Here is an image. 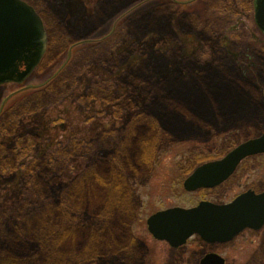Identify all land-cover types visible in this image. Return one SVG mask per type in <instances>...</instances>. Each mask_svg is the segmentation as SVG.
<instances>
[{"label": "rangeland", "instance_id": "1", "mask_svg": "<svg viewBox=\"0 0 264 264\" xmlns=\"http://www.w3.org/2000/svg\"><path fill=\"white\" fill-rule=\"evenodd\" d=\"M24 1L32 5L43 20L48 36L47 51L28 79L20 84L6 83L0 89V115L20 95L47 89L53 78H66L65 85L69 89L65 97L64 85L61 88L66 91L64 93H40L32 102L25 100V103L17 102L11 106L7 112L12 114L8 125L13 127L16 123L15 134L0 138L6 139L9 147L15 146L16 136L24 135L38 137L35 152L51 146L55 149L66 146L71 137L88 142L103 140L105 133H111L114 127L125 126L134 118L130 113V103L137 104L152 94L149 104L154 103L153 107H158V102L163 100L157 99L167 93L159 87L160 84L171 74H187L186 63H199L204 70L195 90L187 95L191 99H185L187 105H192L199 98L208 102L213 96H218L227 106L224 102L216 106L220 115H228L230 110L235 117L241 116L232 124L234 126H227V131L218 136L215 133V136L207 138L202 134L179 142L167 141L156 156L149 158L141 172L134 170L133 166V170L128 168L132 208L130 228H127L132 235L127 239L129 243H125L128 249H121L110 257L101 256L103 264H199L201 249H176L167 241L155 238L148 229L147 218L161 207L194 205L204 194L216 201H227L246 188H264V153L247 157L235 174L215 189L195 192L187 191L183 186L185 171L191 162L221 159L238 144L264 132V34L254 20L253 0H222L221 10L217 11H210L214 0H179L178 5L170 6L171 9L161 8L153 16L140 15L138 11L149 9L158 0ZM161 13H167L168 19L162 27L154 29L150 23L153 19L157 21ZM189 21L194 24L192 27L186 24ZM200 22L203 25L198 29ZM209 22L213 23L212 31L207 30ZM170 28L176 29L178 35H170L174 40L166 43L169 48L160 47L157 43L162 42L163 36L170 37L165 33ZM132 40L135 46L126 44ZM114 47L119 48L115 50ZM130 51L135 56L146 57L145 61L136 66ZM131 69L141 73L139 79L134 80L132 74L124 84L122 80ZM247 79L261 91L257 93L255 88L246 85ZM96 81H108L106 87L113 91L114 97H118L122 108L119 106L116 110L113 104H104L101 100L87 104L90 99L85 95L89 94L90 86ZM81 95L86 97L85 101ZM196 95L198 98L192 100ZM230 98L236 101L231 109L228 106ZM243 99L248 103L240 108ZM142 108L143 105L136 113ZM168 118L172 119L175 127L180 122L173 115ZM221 121L219 125L224 127L225 121ZM174 126L171 127L176 132L185 127L184 124L180 129ZM2 128L0 122V133ZM155 128H148L150 135L156 134ZM108 137L112 140V133ZM59 154L56 159H63V153ZM99 156L92 146L83 144L68 158L67 168L54 173L50 183L58 187L68 185L81 166L88 165L89 168L91 162L100 159ZM24 187L25 181L19 172L0 173V206L17 199ZM36 220L31 229L37 238L33 242L39 245V250L43 248L39 241L46 243L43 251L47 261L48 226ZM104 224L100 222L94 227L102 229ZM42 227L44 234L39 233ZM91 227L88 226L89 229ZM88 237L91 236L87 233ZM39 250L26 261L17 256V261L11 264H35L43 258ZM216 250L227 258L228 264H264V227L244 231L230 244L220 245Z\"/></svg>", "mask_w": 264, "mask_h": 264}, {"label": "trees", "instance_id": "2", "mask_svg": "<svg viewBox=\"0 0 264 264\" xmlns=\"http://www.w3.org/2000/svg\"><path fill=\"white\" fill-rule=\"evenodd\" d=\"M179 3V0H158L149 9L138 11V13L153 16L155 11H161V8L167 9ZM222 3V0H214V3L210 4V11L219 9ZM167 19V13H161L159 19L157 21L153 19L150 26L154 29L162 27L163 22ZM191 21L195 23L193 20ZM186 24L189 27L194 25L190 21ZM201 24L203 25V22H200L196 27L199 29ZM212 24V22L207 23V30L212 28ZM176 31V29L170 28L165 33L168 36H175L178 35V31ZM179 35H181L180 32ZM163 37L162 42L157 44L160 47L169 48L166 43L174 40L173 37ZM177 39L179 41V38ZM126 44L135 46L136 43L132 40ZM114 48L116 50L119 47ZM131 53L132 51H130ZM130 56L136 66H140V63L146 59L144 56H135L133 53ZM184 66H186L184 68H186L187 74H179V76L171 74L160 84L159 87L164 88L167 93L163 98L157 99L163 100L158 102V107H153L154 103L149 104L153 99L152 94L151 98L147 97L145 100L138 101L137 104L130 103V113H133L134 118H131L123 127H114L111 130L112 140L108 139V134L111 133H105L104 139H98L96 142H94L95 139L92 140L93 142H88L71 137L66 146H60L58 149L51 146L39 150V152L34 151V147L38 143L37 136H16L15 146L11 147L7 145L6 139L0 140V173L16 171L22 175L25 181V187L19 197L9 204L0 206V264H11V262H16L18 257L22 261H26L39 250V245H34L33 241L37 238L33 235L34 230H31L36 219L40 224L48 226L49 237L46 245L48 260L46 261L43 251L46 243L43 244L39 241L43 245V248L40 247L39 250L43 258L35 264H39L43 260V264L45 262L47 264H103L102 254L110 257L114 253L116 255L121 249H128L125 243H129L127 239L129 235H132L127 229L130 228L128 223L132 208L130 206L131 186L128 182L127 174L129 172L127 169L133 170V166L134 170L141 172L149 158L156 156L164 147L163 145L168 143L167 141L174 143L202 134L207 135V138L212 137L215 133L218 136L227 131V126H234L232 124L236 123L235 120L241 119V116L235 117L233 111L230 110H228V115H220V110L216 106L222 102L225 106L226 102L218 96H213L207 102L200 98L197 99L196 95L192 100H197H194L192 105H187L185 99H191L187 95L195 90V85L199 84L204 70L199 63L193 65L186 63ZM132 74L135 76L134 80H138L141 73L138 70H129L127 76L123 80L121 79L124 84ZM194 82L195 84L192 86ZM250 82L249 79L245 81L246 85L255 88V91L259 93L260 89L256 84ZM133 83L134 81L131 80V84ZM50 84L51 86L47 89L24 93L9 104L8 108L0 115V122L4 127L0 138L2 135L14 133L16 123L13 127L8 125L12 114L11 112L7 114V112L17 102L25 103V100L32 102L37 99L40 93L45 92L58 95L67 91L64 97L68 93L69 87L65 85L66 78H53ZM107 84L108 81L94 82L89 88V94L85 95L87 99H90L87 104H90L91 101L101 100L104 104H113L114 109H119L118 107H121L122 104L118 103L119 99L114 97L113 91L108 90ZM64 85L66 91L61 90L62 87H65ZM1 88H3V84L0 85ZM133 89L135 90L134 86ZM257 97L258 95L255 100ZM84 98L82 97V101L86 100V97ZM228 102L229 109H231L230 107L236 101H231L230 98ZM240 103L239 106L242 108L248 102L243 99ZM142 105V110L136 113V110ZM170 115H173L174 119L179 118L180 122L176 124V127L171 122L172 119L168 118ZM221 120L225 121L224 127L219 125ZM4 121L6 124L3 125ZM181 124L185 125L182 130L173 131L171 126L180 129ZM149 127H156L155 135L149 134ZM157 139L163 142H158ZM94 143L96 144L93 145ZM83 144L92 146V149L100 155V159L91 162L89 168L88 165L84 168L81 166L77 175L68 185L63 187L52 185L50 178L57 170L63 171L67 168L68 158L73 155L75 149H79ZM61 152L64 156L63 159H56L57 155L60 157L59 153ZM100 222L105 223L102 229L94 227ZM87 225L92 227L89 229ZM43 228L39 231L40 234L45 233ZM87 233L91 237L86 238ZM134 239L139 241L136 237Z\"/></svg>", "mask_w": 264, "mask_h": 264}, {"label": "water", "instance_id": "3", "mask_svg": "<svg viewBox=\"0 0 264 264\" xmlns=\"http://www.w3.org/2000/svg\"><path fill=\"white\" fill-rule=\"evenodd\" d=\"M254 20L264 33V0H253ZM47 33L38 12L24 0H0V85L24 82L41 62ZM264 153V132L233 148L223 158L199 166L184 182L187 190L213 187L227 179L242 160ZM148 229L160 240L177 247L192 235L209 242L233 239L246 228L264 226V191L247 190L230 203L201 201L192 207H172L152 214ZM208 254L202 264H222Z\"/></svg>", "mask_w": 264, "mask_h": 264}, {"label": "flooded vegetation", "instance_id": "4", "mask_svg": "<svg viewBox=\"0 0 264 264\" xmlns=\"http://www.w3.org/2000/svg\"><path fill=\"white\" fill-rule=\"evenodd\" d=\"M158 158V157H157ZM220 159V158H219ZM246 159V158H245ZM244 159V160H245ZM214 160H218V158H216V159H212V160H206V161H204V162H197V161H193V162H191L190 163V166L188 167V169L185 171V173H186V177H185V179L183 180V186H184V182H185V180L199 167V166H201V165H203V164H205V163H207V162H211V161H214ZM244 160H242L241 162H240V164L237 166V168H236V170L238 169V167L241 165V163L244 161ZM158 164H159V162H158ZM157 167V166H156ZM152 168H155V165H153V167ZM236 170H235V172H236ZM235 172H233V174H231L227 179H225L223 182H221L220 184H218V185H216V186H213V187H200V188H198V189H196V190H187L186 188H185V186H184V188L187 190V191H195V192H200V191H203V190H210V189H215V188H217V187H219V186H221L222 184H224L225 182H227L234 174H235ZM132 177H135V176H132ZM132 188L134 189V187L132 186ZM135 190V189H134ZM247 190H253V191H255L256 193H260V192H262V191H264V188H260V189H258V188H254V187H249V188H246V189H244L243 191H241L239 194H241V193H243V192H245V191H247ZM239 194H237V195H235L232 199H230V200H227V201H216V200H213L212 198H210V197H208V196H206L205 194L202 196V198L196 203V204H194V205H191V206H183V205H170V206H165V207H161L160 209H157L155 212H153L152 214H154V213H156V212H158V211H160V210H164V209H168V208H172V207H177V206H180V207H186V208H188V207H192V206H195V205H197L199 202H201V201H209V202H212V203H215V204H227V203H230L236 196H238ZM133 211V210H132ZM151 214V215H152ZM150 215V216H151ZM149 216V217H150ZM148 217V218H149ZM148 218H147V220H148ZM264 227V226H263ZM262 227V228H263ZM262 228H260V229H262ZM249 231V230H254V229H250V228H246L245 230H243L242 232H244V231ZM259 230V229H258ZM242 232H240V233H242ZM239 233V234H240ZM238 234V235H239ZM238 235H236L233 239H231V240H228V241H225V242H221V241H215V242H209V241H206V240H204L201 236H199V235H192V236H190L188 239H187V241L185 242V243H183V244H181V245H179V246H177V247H174V248H176V249H181V248H186V249H188V248H190L191 250H194V251H196V250H198V249H201L202 251H201V256H200V258H199V264H202V260H203V258H205V256L206 255H208V254H217V255H219V256H221L222 258H223V262H222V264H228V262H227V258L224 256V255H222L221 253H219L217 250H216V248L217 247H219L220 245H225V244H230V242H232L235 238H237L238 237ZM137 238V237H136ZM139 239V238H138ZM160 240V239H159ZM164 241H166V240H164ZM169 245H170V243H169ZM173 247V246H172ZM209 249V250H207V251H205V249ZM212 264H214V263H212Z\"/></svg>", "mask_w": 264, "mask_h": 264}]
</instances>
